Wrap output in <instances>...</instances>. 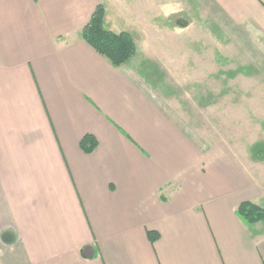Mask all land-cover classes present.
I'll return each mask as SVG.
<instances>
[{
	"label": "crops",
	"instance_id": "crops-1",
	"mask_svg": "<svg viewBox=\"0 0 264 264\" xmlns=\"http://www.w3.org/2000/svg\"><path fill=\"white\" fill-rule=\"evenodd\" d=\"M104 1L0 0V264H264V219L236 214L264 207V99L242 102L251 120L235 109L249 134L199 131L150 0L105 6V27L140 45L125 64L84 40ZM192 4L264 73V0Z\"/></svg>",
	"mask_w": 264,
	"mask_h": 264
},
{
	"label": "rangeland",
	"instance_id": "rangeland-1",
	"mask_svg": "<svg viewBox=\"0 0 264 264\" xmlns=\"http://www.w3.org/2000/svg\"><path fill=\"white\" fill-rule=\"evenodd\" d=\"M111 1L105 0L104 4L111 17H116V11H120L123 5L120 3L114 7ZM135 1L131 2L134 4ZM152 3V0L148 2L152 6L148 10L149 22L156 25L158 20L159 26L163 25L165 29L164 57L159 60L166 73L165 80L169 85L179 87L173 92H178L186 103L187 114L195 121L198 130H208L217 141L224 138L235 140L236 134H232L241 128L249 134L250 123L237 121L240 116L235 109L241 107L248 119L253 118L252 106L246 104L243 107L242 102L264 99L262 69L256 68L251 59L243 55L235 40L213 27L209 16L204 18L206 14L200 6L192 4L193 0ZM166 9L174 11L166 15ZM129 20V17L125 18V23ZM129 23L137 25V22ZM190 99L195 104H190ZM202 105H208V108L203 110Z\"/></svg>",
	"mask_w": 264,
	"mask_h": 264
},
{
	"label": "trees",
	"instance_id": "trees-1",
	"mask_svg": "<svg viewBox=\"0 0 264 264\" xmlns=\"http://www.w3.org/2000/svg\"><path fill=\"white\" fill-rule=\"evenodd\" d=\"M106 7L100 3L93 12L89 22L82 31V36L99 54L109 60L113 66H121L134 57L140 50L132 35L128 31L114 32L105 27ZM98 145L92 135L84 137L82 148L90 153ZM236 214L247 224H253L264 219V207L252 201H245L236 208ZM155 242L158 234L150 233Z\"/></svg>",
	"mask_w": 264,
	"mask_h": 264
},
{
	"label": "clouds",
	"instance_id": "clouds-1",
	"mask_svg": "<svg viewBox=\"0 0 264 264\" xmlns=\"http://www.w3.org/2000/svg\"><path fill=\"white\" fill-rule=\"evenodd\" d=\"M172 11H174V9H166L165 10V14L167 15V14H170Z\"/></svg>",
	"mask_w": 264,
	"mask_h": 264
}]
</instances>
